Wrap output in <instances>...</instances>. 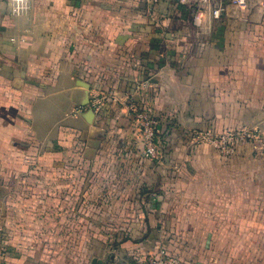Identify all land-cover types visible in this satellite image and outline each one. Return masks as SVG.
Segmentation results:
<instances>
[{
  "label": "crops",
  "instance_id": "1",
  "mask_svg": "<svg viewBox=\"0 0 264 264\" xmlns=\"http://www.w3.org/2000/svg\"><path fill=\"white\" fill-rule=\"evenodd\" d=\"M111 88L159 120L164 157L111 165L107 178L69 177L85 166L72 163L108 144L129 156L143 148L123 107L106 104L92 123L83 117L87 96ZM213 125L264 136L257 3L196 25L170 1L27 0L14 15L0 0L4 264H50L33 250H64L52 236L69 232L124 235L104 241L90 259L99 264H141L159 247L192 264H264V149L243 144L225 158L192 145L194 129Z\"/></svg>",
  "mask_w": 264,
  "mask_h": 264
},
{
  "label": "built area",
  "instance_id": "2",
  "mask_svg": "<svg viewBox=\"0 0 264 264\" xmlns=\"http://www.w3.org/2000/svg\"><path fill=\"white\" fill-rule=\"evenodd\" d=\"M148 5H157L162 1L178 3L188 9L196 25L205 21L221 19L229 5L245 10L253 3L264 9V0H144ZM142 85H139L141 88ZM114 103L123 107L132 115L139 129L140 139L145 155L151 160L161 157V139L159 134V120L145 107L139 105L132 93L120 92L116 89L97 90L90 95L89 106L96 115L102 112L106 104ZM76 110V114L82 113ZM194 138L213 145L223 156H234L242 143L253 142L254 147L264 149V136L257 128L242 127L237 130H228L221 134L212 131L196 132ZM8 255L6 229L0 224V264H4ZM141 264H192L173 254L165 247H159L147 254Z\"/></svg>",
  "mask_w": 264,
  "mask_h": 264
},
{
  "label": "rangeland",
  "instance_id": "3",
  "mask_svg": "<svg viewBox=\"0 0 264 264\" xmlns=\"http://www.w3.org/2000/svg\"><path fill=\"white\" fill-rule=\"evenodd\" d=\"M247 127V126H244ZM249 127V126H248ZM242 127L230 126L225 129L218 130L217 128L208 127L205 128H196L193 131L192 135V145L194 146H207L217 152L221 157L229 158L221 155V153L211 144L200 141L194 138V134L197 132L203 131H212L215 134H221L228 130H237ZM142 143V142H141ZM250 146H254L253 142L242 143ZM240 145V146H241ZM109 149H107L104 153H99L92 161H87L86 159H77L76 163H72L73 165H85L79 172L75 173L74 170L72 172L69 170V177L73 176L86 179V178H107L108 176V167L111 165H141L145 162V160L149 159L145 153L143 148H139L138 153L134 156H129L127 154H123L121 151H117L113 144H108ZM143 146V145H142ZM239 146V148H240ZM238 148V150H239ZM238 152V151H237ZM142 153V154H141ZM237 154V153H236ZM164 157V153L161 149V157L159 160H154L155 163L160 161ZM72 162V161H71ZM71 162H67L65 165H72ZM48 163V164H47ZM158 163V162H157ZM40 165H52L47 161H43ZM87 165H100V167L88 168ZM101 217V216H100ZM119 237V239H115ZM53 239H56L58 243V239H62L64 241L65 249L64 250H56L55 248L51 249H42V250H33L34 253L40 255L41 257L46 258L45 260H49L50 264H79L83 259L84 264H92L93 261H90L93 254L103 253L102 246L108 241H121L124 238V235H114V234H76V233H67V234H57L52 236ZM41 241H44L42 239ZM47 241V240H45ZM77 241H81L80 244H77ZM83 241V242H82ZM176 255V253H173ZM179 257V255H178ZM51 258V259H49ZM183 259V258H182Z\"/></svg>",
  "mask_w": 264,
  "mask_h": 264
},
{
  "label": "clouds",
  "instance_id": "4",
  "mask_svg": "<svg viewBox=\"0 0 264 264\" xmlns=\"http://www.w3.org/2000/svg\"><path fill=\"white\" fill-rule=\"evenodd\" d=\"M10 7L14 15H20L26 11L27 0H10Z\"/></svg>",
  "mask_w": 264,
  "mask_h": 264
},
{
  "label": "water",
  "instance_id": "5",
  "mask_svg": "<svg viewBox=\"0 0 264 264\" xmlns=\"http://www.w3.org/2000/svg\"><path fill=\"white\" fill-rule=\"evenodd\" d=\"M89 103H90V98L87 96L86 102L83 104L84 107H87V110L82 115L87 120V122L92 123L93 119L95 118V113L90 107H88ZM99 263H100L99 260L94 259L92 264H99Z\"/></svg>",
  "mask_w": 264,
  "mask_h": 264
},
{
  "label": "trees",
  "instance_id": "6",
  "mask_svg": "<svg viewBox=\"0 0 264 264\" xmlns=\"http://www.w3.org/2000/svg\"><path fill=\"white\" fill-rule=\"evenodd\" d=\"M178 256V255H177ZM180 257V256H179Z\"/></svg>",
  "mask_w": 264,
  "mask_h": 264
}]
</instances>
